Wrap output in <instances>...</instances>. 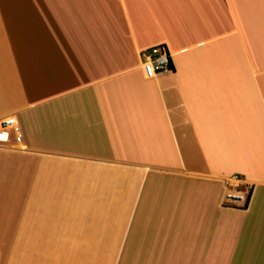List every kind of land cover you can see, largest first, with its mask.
Listing matches in <instances>:
<instances>
[{"label":"crops","instance_id":"obj_1","mask_svg":"<svg viewBox=\"0 0 264 264\" xmlns=\"http://www.w3.org/2000/svg\"><path fill=\"white\" fill-rule=\"evenodd\" d=\"M11 116L0 264H264V0H0Z\"/></svg>","mask_w":264,"mask_h":264},{"label":"built area","instance_id":"obj_2","mask_svg":"<svg viewBox=\"0 0 264 264\" xmlns=\"http://www.w3.org/2000/svg\"><path fill=\"white\" fill-rule=\"evenodd\" d=\"M143 70L150 75L166 74L173 71L171 57L164 45H157L148 51L141 53ZM6 130L12 132L13 144L23 145V132L18 120L14 117H7L0 120V134ZM5 145L12 143L0 138ZM231 189L225 195V204L232 207H247L251 196V188L242 183L238 176L229 179Z\"/></svg>","mask_w":264,"mask_h":264},{"label":"rangeland","instance_id":"obj_3","mask_svg":"<svg viewBox=\"0 0 264 264\" xmlns=\"http://www.w3.org/2000/svg\"><path fill=\"white\" fill-rule=\"evenodd\" d=\"M0 138H3L6 141L13 142V135L12 132L9 130H6L0 134Z\"/></svg>","mask_w":264,"mask_h":264},{"label":"trees","instance_id":"obj_4","mask_svg":"<svg viewBox=\"0 0 264 264\" xmlns=\"http://www.w3.org/2000/svg\"><path fill=\"white\" fill-rule=\"evenodd\" d=\"M247 206H248V204H247Z\"/></svg>","mask_w":264,"mask_h":264}]
</instances>
